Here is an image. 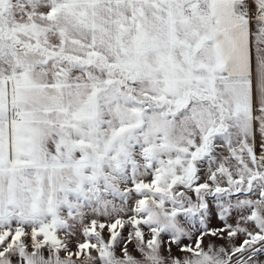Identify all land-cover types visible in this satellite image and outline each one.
Instances as JSON below:
<instances>
[{"label":"snow or ice","instance_id":"obj_1","mask_svg":"<svg viewBox=\"0 0 264 264\" xmlns=\"http://www.w3.org/2000/svg\"><path fill=\"white\" fill-rule=\"evenodd\" d=\"M0 264H264V0H0Z\"/></svg>","mask_w":264,"mask_h":264}]
</instances>
